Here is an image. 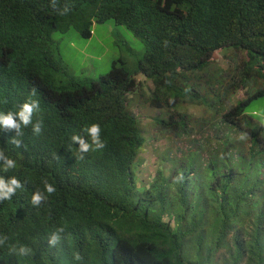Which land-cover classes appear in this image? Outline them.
Listing matches in <instances>:
<instances>
[{"label": "trees", "instance_id": "16d2710c", "mask_svg": "<svg viewBox=\"0 0 264 264\" xmlns=\"http://www.w3.org/2000/svg\"><path fill=\"white\" fill-rule=\"evenodd\" d=\"M108 22L142 42L140 55L130 53L136 67L122 59L99 78L73 75L53 34L74 29L91 39ZM221 50L244 54L230 75L214 68ZM263 63L264 0H56L55 8L52 0H0V114L36 100L32 123L42 121L38 135L32 124L21 125L22 135L0 128V151L16 163L5 171L0 159V177L22 185L0 200V264H264V183L256 187L225 158L208 154L205 163L195 154L186 163L182 154L168 176L158 172L149 187H138L146 138L130 98L139 75L155 88L147 102L166 109H212L216 86L226 99L257 85L216 111L244 132L248 167L259 171L264 136L247 112L264 98ZM94 123L105 147L81 159L71 138L91 144L84 130ZM156 124L176 135L187 127L184 117ZM36 191L46 197L38 205ZM21 246L30 252L20 255Z\"/></svg>", "mask_w": 264, "mask_h": 264}, {"label": "rangeland", "instance_id": "374dc122", "mask_svg": "<svg viewBox=\"0 0 264 264\" xmlns=\"http://www.w3.org/2000/svg\"><path fill=\"white\" fill-rule=\"evenodd\" d=\"M53 39L59 43L61 56L70 72L78 77L99 78L110 72L114 62L122 59L129 68H135V62L130 53L140 55L143 50L139 39H136L126 27L117 26L113 22L96 25L91 39L83 38L74 29L64 34L54 33ZM242 57L244 54H238L233 50H221L214 56V68L224 72L223 74L230 75L239 66ZM136 80L137 90L130 97L132 112L137 117L146 138V144L136 160L134 171L138 187L143 188L145 185L149 187L158 172L163 173L165 177L168 176L174 162L172 160L182 162V154L186 163L190 162L189 156L195 154L203 160L208 157V154H212L215 162L225 158L232 166L239 168L243 176L248 175L250 182L256 187L264 183V168L257 171L255 167H248L251 146L248 145L249 139L242 130L232 124L224 125L220 121L221 113L218 112V114L216 111L222 110L218 107L221 104L226 103L230 107L248 98L257 85L253 84L233 97L228 95L226 99L224 89L216 86L211 93V102L214 106L212 109L191 103L166 109L158 103L147 102L155 89L150 80L142 75L137 76ZM226 80H229V77ZM215 92H222L224 94L222 99L218 98ZM257 110H264V98L254 100L247 112L248 117L252 118L264 136L262 118L253 115ZM181 117L185 118L187 127L186 131H180L177 135L175 132L161 131L156 124L158 118ZM208 140H210L209 143H207ZM204 161L206 163L207 158ZM166 219L170 220L167 217Z\"/></svg>", "mask_w": 264, "mask_h": 264}, {"label": "clouds", "instance_id": "9594fccd", "mask_svg": "<svg viewBox=\"0 0 264 264\" xmlns=\"http://www.w3.org/2000/svg\"><path fill=\"white\" fill-rule=\"evenodd\" d=\"M52 6L54 8L56 7V0H52ZM67 11L68 8L67 6H65L61 14H66ZM39 107L40 105L38 101L30 100L24 102L15 114L12 112H9L6 115L0 114V128H3L5 130H15L17 135H22L21 125L26 127L32 124L33 132L38 135L41 132L42 121L38 120L35 124H33L32 119L34 113L39 111ZM253 115L261 117L262 122H264V110H257L253 113ZM14 117H18L19 120L17 121ZM84 131L91 138V144L86 142V140L79 135H73L71 138L72 141L78 144L79 146V153L81 154L79 158L81 159H83V154L94 150H100L105 147L104 141L101 139V127L99 124L94 123L87 127ZM13 143H15L17 147H19L21 141L13 140ZM0 159L4 160L5 171L10 168L16 167L15 161L10 158L4 157L3 151H0ZM21 187L22 185L16 177L11 178V180L8 182H5V180L0 177V200L10 199L11 195L15 192V190ZM44 189L49 195L55 193L56 191L55 187L47 181L44 182ZM44 199H46V197L40 191H36L31 197V202L34 205H38L39 202ZM59 231H63V229L61 228L59 229ZM57 240L58 237L56 235H53L49 240V244L55 245L57 243ZM2 243L3 241L0 240V244ZM28 252H30V249L25 246H21L19 249L20 255L27 254Z\"/></svg>", "mask_w": 264, "mask_h": 264}]
</instances>
